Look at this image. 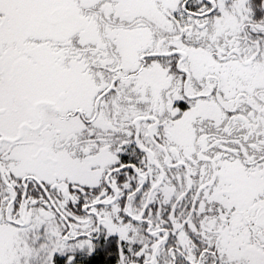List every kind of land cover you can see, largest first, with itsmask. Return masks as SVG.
<instances>
[{"label": "snow or ice", "instance_id": "snow-or-ice-1", "mask_svg": "<svg viewBox=\"0 0 264 264\" xmlns=\"http://www.w3.org/2000/svg\"><path fill=\"white\" fill-rule=\"evenodd\" d=\"M0 264H264V0H0Z\"/></svg>", "mask_w": 264, "mask_h": 264}]
</instances>
